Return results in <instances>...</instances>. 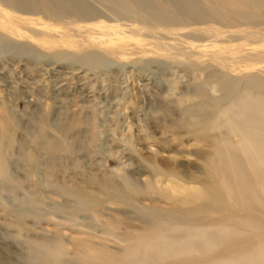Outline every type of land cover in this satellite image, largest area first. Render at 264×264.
Returning a JSON list of instances; mask_svg holds the SVG:
<instances>
[{
  "label": "rangeland",
  "instance_id": "obj_1",
  "mask_svg": "<svg viewBox=\"0 0 264 264\" xmlns=\"http://www.w3.org/2000/svg\"><path fill=\"white\" fill-rule=\"evenodd\" d=\"M20 1L31 23L30 15L65 27L77 20L56 0ZM191 1L205 18L181 14L187 8L181 0L82 1L148 28L156 24L150 7L160 9L167 31L158 36L177 37V57L167 49L138 55L135 45L126 50L134 55L112 58L92 49L45 51L0 40V116L8 123L0 127V264H103L85 255L86 246L116 253L129 230L171 209L183 214L193 207L170 186L206 185L204 157L212 138L238 140L217 116L264 94V9L245 0ZM189 25L204 33L188 32ZM180 28L187 32L168 33ZM185 41L247 44L236 54L245 59L194 56ZM252 46L258 48L246 50ZM247 65L253 68L244 70ZM222 78L232 86L221 89ZM217 205L209 206L211 223L234 214ZM250 215L264 224V214ZM192 218L208 221L198 213Z\"/></svg>",
  "mask_w": 264,
  "mask_h": 264
},
{
  "label": "bare ground",
  "instance_id": "obj_2",
  "mask_svg": "<svg viewBox=\"0 0 264 264\" xmlns=\"http://www.w3.org/2000/svg\"><path fill=\"white\" fill-rule=\"evenodd\" d=\"M56 1L63 6L71 7L77 14V20L68 21L72 27L53 24L30 15L33 21L31 23L25 17L26 13L30 12L21 9L23 6L20 0H1L0 40L9 38L29 42L30 45L45 51L79 52L82 49H92L112 58L134 55L126 51L131 45L137 46L135 54L138 55L159 56L162 49H167L173 57L179 56L175 52L177 48L174 41L177 37L167 36L171 38V41H167L158 36L159 32L167 31L160 26L167 25V21L165 13L158 8L150 7V16L156 24L154 28H148L139 26L133 19L117 21L115 17L105 16V9L97 10L84 4L83 0ZM181 1L183 7L187 6L182 8L181 14L190 17L195 13L202 16L200 18H205L193 1ZM245 1L253 4L254 8L264 9V0ZM30 24L34 26L32 30L28 27ZM184 28L188 32L204 33L201 28L190 25ZM184 28H180L179 33H168L184 34L187 32L183 30ZM210 29L204 30L208 34ZM75 30L83 32L87 38L78 35ZM212 30L210 36L217 37L219 35L217 29ZM257 33L259 32L251 35ZM185 44L186 48L194 49V56L209 55L215 62H223L224 55L239 56V59L243 60L244 56L236 54L247 46L242 43L222 45L219 41L210 44L185 41ZM253 48L258 47L252 46L246 50ZM207 52L211 53L206 54ZM250 68L247 65L244 70ZM248 82L253 83L254 80L248 79ZM231 86V82L224 78L219 81L221 89H228ZM233 109L230 106L224 108L217 119L222 117L227 121L226 130L237 135L238 140L232 144L222 136L212 138V152L204 157L208 178L206 185L170 186V193L173 196L178 194L183 204L193 205L189 212L181 214L177 213V209H171L173 214L152 218V221L142 227L129 230L126 235L127 244L116 253L86 246L85 255L99 259L103 264H264V224L250 215L264 214V94L255 95L251 99L246 98ZM7 125L5 118L2 119L0 116V127L3 131L7 129ZM215 125L219 127L221 122L216 121ZM2 158L0 151V162ZM3 170L1 165L0 172ZM211 194H215L217 198L211 197ZM211 204L221 206L219 210L223 213L228 210L224 207L228 206L234 214H225L218 221L211 223L208 218ZM197 205L200 207L195 208ZM244 212L248 213L245 215ZM196 213L208 221L202 224L193 222L192 216ZM245 227L251 231H243ZM255 240H258L257 243ZM55 251L56 248L53 252Z\"/></svg>",
  "mask_w": 264,
  "mask_h": 264
}]
</instances>
